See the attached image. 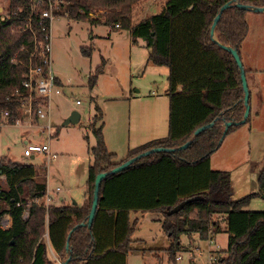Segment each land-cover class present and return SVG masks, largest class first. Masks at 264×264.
<instances>
[{"label": "trees", "instance_id": "trees-1", "mask_svg": "<svg viewBox=\"0 0 264 264\" xmlns=\"http://www.w3.org/2000/svg\"><path fill=\"white\" fill-rule=\"evenodd\" d=\"M64 1L60 13L73 19L101 22L102 17L90 13L104 9L103 21L128 29L134 42L144 39L149 60L168 67V134L139 145L124 160L116 161V154L106 147L103 125L94 129L97 144L90 149L94 161L89 166L82 204L39 203L48 190L47 168L3 157L0 222L8 214L12 224L7 230L0 224V264H59L69 256L67 264H127L139 223L131 214L142 212L162 215L161 225L169 239L164 250L171 262L181 250L182 235L198 234L205 240L222 232L226 224L228 246L217 255V264H264V211L245 209L255 194L234 199L231 172L211 165V156L225 136L242 125L230 126L224 136L225 123L240 121L245 112L238 64L211 36L220 8L233 0H190V5L179 9L174 0H167L161 11L138 23H133L132 15L140 0ZM234 1L264 7V0ZM29 5V0H8L9 16L0 22V123L5 112L9 124L22 117L24 100L15 93L24 89L29 67L41 63L36 55L37 41L45 32L36 19L32 20V30L26 28ZM247 14L248 10L233 4L222 12L215 28L216 39L240 55L250 30ZM104 66L90 78L92 86ZM39 101L34 99L35 108ZM250 121L251 111L244 124ZM211 122L212 126L194 136L199 127ZM188 141L191 143L184 149L151 153L103 179L92 226H79L88 220L99 173L147 150L177 148ZM258 182L264 192V168ZM184 201V207L173 212ZM27 209L29 218L24 219Z\"/></svg>", "mask_w": 264, "mask_h": 264}, {"label": "rangeland", "instance_id": "rangeland-1", "mask_svg": "<svg viewBox=\"0 0 264 264\" xmlns=\"http://www.w3.org/2000/svg\"><path fill=\"white\" fill-rule=\"evenodd\" d=\"M166 1L154 0L150 7L141 1L133 11V23L152 15L153 7L161 11ZM5 2L0 0V5ZM174 5L176 9L186 7L190 0H174ZM102 13L104 9L93 12L94 17H102L97 23L66 16L53 21L51 67L57 81L50 96L52 136L38 124L29 128L0 123V161L7 157L18 163L45 166L51 204H82L86 200L88 170L94 161L90 149L97 144L94 129L103 125L106 147L116 154V161L124 160L130 150L154 137L168 134V67L150 61L144 39L134 42L128 29L106 23ZM247 18L251 32L245 46L260 71L254 79L258 99L254 100L250 123L228 133L211 161L213 169L231 172L234 199L255 194L245 209L264 211V192L258 182L264 168V12L248 11ZM243 62L248 67V60ZM102 64L104 72L92 86L90 78ZM73 111L80 113L79 122L65 124ZM30 144H47L50 157L43 153L26 156ZM4 179L1 176L0 182ZM134 216L139 223L132 235L134 250L128 254L127 264H192V258L195 264H210V251L221 255L220 248L227 246L225 233L220 235L222 243L211 245L208 237L186 242L187 237L182 235L177 254L182 260L171 262L164 250L169 239L161 225L162 215L142 212L132 213Z\"/></svg>", "mask_w": 264, "mask_h": 264}, {"label": "built area", "instance_id": "built-area-1", "mask_svg": "<svg viewBox=\"0 0 264 264\" xmlns=\"http://www.w3.org/2000/svg\"><path fill=\"white\" fill-rule=\"evenodd\" d=\"M8 0H6L5 5H0V22L8 18ZM64 0H29L30 12L28 15L27 29L32 30V20L36 19L39 26L42 27L44 33V38L37 41L39 46L38 57L41 63L37 65H31L26 74V78L23 81V90L17 91L15 94L23 98L22 105V117L18 118L13 124L22 125L26 123L28 126H33L34 120L36 118L44 120L43 130L48 132V136H52V122L50 115V96L52 89L56 83V77L53 73L51 67V33L53 21L61 16L68 17V13L63 15L60 13L61 8L64 4ZM7 3V4H6ZM90 16L94 17L93 13ZM119 25H117L118 27ZM37 48V45H36ZM36 52V51H35ZM36 93V95H35ZM39 98V104L34 107V99ZM8 112L3 114V124H9L6 121ZM35 153H43L50 157L49 146L44 145H28L25 150V155L29 156ZM59 190V189H58ZM46 199L42 202L46 206L52 203V198L49 192L45 195ZM39 202V200H37ZM8 214L4 215L0 224L4 230L11 227L12 220L10 218H5ZM23 218H29V210H25L23 213ZM209 244H216L213 237H209ZM215 251V250H214ZM213 250L210 251V264H217V255H215ZM182 260V256L178 255L176 261Z\"/></svg>", "mask_w": 264, "mask_h": 264}, {"label": "water", "instance_id": "water-1", "mask_svg": "<svg viewBox=\"0 0 264 264\" xmlns=\"http://www.w3.org/2000/svg\"><path fill=\"white\" fill-rule=\"evenodd\" d=\"M233 4L236 5L237 7L241 8V9H245V10H248V11L264 12V7H253V6H250V5L242 4L240 2H236L234 0L233 1H229V2L225 3L220 8L218 14L216 15V17L214 19V22H213V25H212V28H211V36H212L213 41L219 43L221 47H223L224 49L229 51L234 56V58H235V60H236V62L238 64V67L240 69V72H241V79H242L243 89H244V105H245L244 116H243V118L240 121H229V122H226L225 123L224 136L227 134V131H228L230 126L244 124L247 121V118L249 117V114H250V111H251V104L249 103V101H250V89H249V85H248L246 69L244 67L241 55H240V53L238 52L237 49H235V48H233V47H231L229 45H225V44L220 43L216 39V35H215V28H216V25H217L221 15H222V12L225 9H227L228 7H230L231 5H233ZM80 118H81L80 113L77 112V111H73L72 115L65 121V124L77 123V122H79ZM213 124H214V122H211V123H209L207 125L199 127L195 131L194 136H197L201 131H203L204 129H206L209 126H212ZM190 143H191V141H188L185 144H183V145H181V146H179L177 148H166V147L153 148V149L147 150V151H145V152H143V153H141V154H139V155H137V156H135L133 158H130V159L126 160L125 162H123L120 165L112 168L109 171L99 173L96 176V179H95V187H94L92 207H91V210H90V213H89V216H88V220H87V222L79 224V226H87L89 228L92 226V223H93V220L95 218L96 211H97L98 205H99L100 185H101V182H102L103 179H105L109 175L118 173V172L128 168L129 166H131L134 163V161H136L137 159H139L141 157H144V156L150 155L151 153H155V152H159V151L174 152L177 149L180 150V149H184V148L188 147ZM186 202L187 201H184L180 205H178L173 210V212H178L180 209H182L184 207V205L186 204ZM73 203L77 204V202H75V201ZM70 235H71V233H70ZM66 248H67L68 251L70 250L69 240L67 242V247ZM70 258L71 257L69 256V258L66 261L60 262L59 264H67L70 261Z\"/></svg>", "mask_w": 264, "mask_h": 264}, {"label": "crops", "instance_id": "crops-1", "mask_svg": "<svg viewBox=\"0 0 264 264\" xmlns=\"http://www.w3.org/2000/svg\"><path fill=\"white\" fill-rule=\"evenodd\" d=\"M141 1H143L144 3H145V6H149L150 7V5H152L153 4V1L154 0H140L135 6L137 7V5L141 2ZM164 6V5H163ZM163 6H162V8H163ZM134 10H135V8H134ZM153 10H154V13H157L158 12V10L156 9V7H153ZM153 13V14H154ZM148 17V16H147ZM249 21V20H248ZM250 24V23H249ZM117 27V26H116ZM117 28H119V27H117ZM250 32H251V29L249 30V34L247 35V37H246V39L243 41V43H242V45H241V58H242V61L243 60H248V67H246V65L244 64V62H243V64H244V67H245V69H247L248 70V72L246 73V75H247V80H248V85H249V89L251 90V110L253 109V106H254V100H255V98L256 99H258V93H259V89H258V86L255 84V81H254V79H255V76H256V74L258 73V72H260L259 71V68H256L255 67V63H254V58H253V54H251L249 51H248V49L246 48V46H245V44H246V41H247V38H248V36L250 35ZM168 73H169V70H168ZM57 78V77H56ZM252 80V81H251ZM56 81H57V79H56ZM40 125V129H43L42 127H43V125L45 124V121L44 120H41V119H38V118H36L35 120H34V124H33V126H35V125ZM22 125H26V126H28L26 123H24V124H22ZM33 126H28L29 128H31V127H33ZM152 138V137H151ZM154 138H156V137H154ZM152 140V139H151ZM26 143H28V140L26 141ZM32 158H34V155H32ZM27 164V163H26ZM211 165H212V161H211ZM60 200L61 201H64V198L63 197H60ZM65 202V201H64ZM66 203V202H65ZM138 217L137 216H134V217H132V214H131V219H137ZM223 233H225V234H227V236H228V233L225 231V230H223L222 232H220V233H218V234H216L213 238H214V241H215V243L218 241V242H220V243H222V239L220 238V235H223ZM185 236V235H184ZM185 237H187L186 238V242H194L195 240L197 241V239H199L200 237H199V235L198 234H193V235H191V236H185ZM182 240H183V238H182ZM206 240V239H205ZM221 246H222V244H221ZM227 246H228V241H227ZM227 246H222L220 249L221 250H225L226 248H227ZM167 248V247H166ZM200 250V249H199ZM214 251V250H213ZM216 251V250H215ZM192 264H195L194 263V259L192 258Z\"/></svg>", "mask_w": 264, "mask_h": 264}]
</instances>
